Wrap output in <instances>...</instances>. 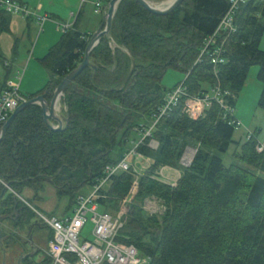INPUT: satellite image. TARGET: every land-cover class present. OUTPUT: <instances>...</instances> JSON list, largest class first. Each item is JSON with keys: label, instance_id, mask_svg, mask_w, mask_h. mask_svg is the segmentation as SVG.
<instances>
[{"label": "trees", "instance_id": "obj_1", "mask_svg": "<svg viewBox=\"0 0 264 264\" xmlns=\"http://www.w3.org/2000/svg\"><path fill=\"white\" fill-rule=\"evenodd\" d=\"M12 1L27 7L22 0ZM109 1L104 0L105 9ZM247 2L235 13L236 32L226 40L225 63L215 76L206 57L198 65L195 62L203 41L228 11L226 0H184L170 14L157 17L133 0H121L109 35L101 37L89 56L91 67L83 69L60 97L67 128L59 133L48 130L37 105L21 109L9 124L0 143V193L6 184L20 196L27 188L35 201L47 182L58 199L67 197L63 214H68L84 187L100 181L107 166L116 165L135 148L136 154L152 161L150 167L137 183L132 169L112 175L98 200L100 207L114 212L123 198L130 199L116 242L133 246L146 264H264V150L258 153L255 134L248 135L240 154L233 153L245 168H225L207 149L227 152L235 118L224 120L219 106L212 103L200 120H190L181 102L156 124L149 138L143 137L150 126L142 120L151 121L169 91L160 86L169 69L186 75L182 83L187 95H202L218 80L232 94L228 103L234 109L249 69L256 66L262 85L258 104L264 108V51H260L264 0ZM11 16L0 8V34L9 32ZM59 35L38 61L51 78L23 99L43 95L49 102L57 84L82 62L91 34L79 33L75 20ZM3 59L0 54L5 70L0 94L11 71ZM132 134L140 140L128 148ZM151 140L155 150L147 147ZM188 147L197 150L189 168H179L174 187L162 184L156 169L175 168ZM147 198L161 202V215L142 210ZM7 205L0 201V207ZM51 236L49 231L48 241ZM49 263L46 257L39 264Z\"/></svg>", "mask_w": 264, "mask_h": 264}, {"label": "built area", "instance_id": "obj_2", "mask_svg": "<svg viewBox=\"0 0 264 264\" xmlns=\"http://www.w3.org/2000/svg\"><path fill=\"white\" fill-rule=\"evenodd\" d=\"M248 0H226L228 3V11L223 14L216 30L213 34L205 39L203 46L198 52V58L195 62L196 65L202 61L204 57L209 60L210 65L214 69V75L216 76V69L219 65L225 63L223 58V51L226 44L227 38L231 34H235V13L240 9L241 6L245 5ZM262 2L263 0H257ZM100 0H97L93 7L94 12L100 11ZM0 8L2 11L7 12L11 15H19L29 20L32 14L29 13L24 5L15 3L12 0H0ZM46 17H38L35 21L42 26ZM70 26L63 25L60 28V33L68 31ZM5 66H8L5 64ZM17 75V74H16ZM18 77V75H17ZM183 83L178 84L173 88L164 93L162 103L157 106L155 112L151 118V124L148 130L143 132V137H150V131L155 128L156 124L164 117H167L173 110L182 102V112L185 114L186 118L190 120H200L201 117L205 115L207 109L212 107V103L219 106L222 111L221 117L226 120V117L232 116L234 109L228 103L229 99H233L230 92L223 90L220 82L217 80L215 85L211 90L202 95H187L184 93ZM184 99V100H183ZM25 102L23 96L18 91L17 85L7 82L4 90L0 94V126L8 121L11 112L20 106L21 103ZM232 125L239 127V122L237 120H232ZM1 128V127H0ZM155 144V145H154ZM149 149L155 150L156 142L151 140L147 144ZM264 150V145L259 144L257 146L258 153ZM186 151H188L186 149ZM185 153L180 157L181 165L188 167L190 162L187 163L184 160ZM144 160L145 157L141 154H136L135 148L125 153L118 161V163L112 167L107 166L105 168V176L96 181L91 187L93 192L88 196V198L83 196L76 197L75 207L68 213L63 214V216H45L39 213L34 214L41 225L45 226L52 232L51 239L47 243V250L45 251L46 257L49 258V264H142L144 260L139 258L138 251L133 246H126L125 244L116 242V236L123 227L122 222L124 217L127 216L123 212L124 207L130 204V199L128 196L120 201V208L118 213L112 214L102 212L96 213L99 204L98 200L101 199L103 194L101 190L104 188L105 184L112 175L116 173L123 172L132 169L133 173L136 166L135 160ZM130 160H134L133 164ZM158 177H161L162 183L174 187L178 179L180 178V173L174 168L169 166H161L156 169ZM177 174V177L175 175ZM137 175V173H136ZM13 193V192H12ZM18 200H22V197L17 194H13ZM131 195V193H130ZM153 213V212H152ZM151 214V213H150ZM91 215L90 223L93 226L92 242L86 240L81 241L79 239L80 233L82 231L83 223H85L86 217ZM152 215V214H151Z\"/></svg>", "mask_w": 264, "mask_h": 264}, {"label": "rangeland", "instance_id": "obj_3", "mask_svg": "<svg viewBox=\"0 0 264 264\" xmlns=\"http://www.w3.org/2000/svg\"><path fill=\"white\" fill-rule=\"evenodd\" d=\"M27 1L28 4L26 9L29 13L32 14L31 19H29L30 20L29 23L22 16L12 15L9 23L10 24L9 32L0 34V54L4 58L3 59L4 63L10 66L11 68V71L8 74L9 77L7 81L11 82L14 85H17L18 87L20 83L19 80L17 79L16 73L18 75H22V78H24L25 75L26 77L23 81V84L20 87L21 88L20 91L22 93H25L24 90L25 87L27 86H30V88L33 89L35 88L41 89L42 86L44 87L45 83L49 81L50 74L47 73L45 69H43V67L40 65V63H37L34 59L37 58V55L40 53L41 50L40 48H42L44 44H51V45L55 44L60 36L59 35L60 33L55 32L56 30L54 29L53 26L47 28L48 24L46 23H45L46 25L43 24L42 29H40L38 23L35 22V20L38 17L41 18L45 17L44 13L45 12L48 13L49 12L48 10L51 9L52 12H55L63 20V22H66V20L68 19V15L66 14L70 10L68 7L72 4V0H27ZM89 1L90 0H85V3L81 5L84 13L83 16L81 17L82 25L80 27V31L84 29V26L90 25L92 29L89 28L88 30L89 32H91L90 34L92 35L94 33L93 19L99 18L101 20V16L92 13V8L88 3ZM73 2L74 3L72 7H74V5L76 4V0H73ZM166 2H169V0H148V3L150 4L152 3L151 5L156 7L157 6L163 7L165 6ZM93 9L95 10L94 7ZM73 12L76 14L77 8ZM34 45H35V50L33 49ZM260 51H264V34L263 37H261ZM28 60L31 61L29 67L27 64ZM258 70L259 69L256 66L251 67L249 69V73L245 78L246 81L244 83V86L242 89H240L239 94L234 99L233 102L234 112L232 117L235 118L240 125L238 128L234 129L235 132L231 140L232 142L230 143L231 145L229 146L227 152L220 153L217 151H212L207 149V151H209L212 157L215 156L221 159L222 164L225 166V168H227V166L230 165H237L239 168L240 167L245 168V164L239 161L236 157H234L233 153L237 152L238 154H240L241 146L244 144L245 140H247L248 135L252 136V134H255L256 137L255 141L261 144L262 146L264 145V108H262L258 104L261 94L260 90L262 89V85L260 81L256 78ZM4 72H5L4 68L0 66L1 81L4 78ZM185 77L186 75H184L183 73L169 69L167 70L163 78L160 80V86L162 89H165L166 91L171 89L173 90L175 86L183 82V79H185ZM78 90H81V88ZM21 92L20 94L22 95ZM108 104L116 105V103H111V102H109ZM61 108H62V103H61V99L59 98L58 107L56 105V109H54V111L57 113V116H59V114L62 113ZM142 121H145V123H147L148 126H150L151 124V121L147 120L146 117ZM130 139L132 142L130 145H128V148L131 147L132 144L134 143L137 144V142L140 140V137L138 135L132 134ZM190 148L193 150L195 149L193 147ZM112 155L113 157H116L117 152L114 151ZM137 161L139 160L137 159ZM137 161L135 160V162ZM148 166L150 167V163L145 164L143 162L138 163V165L135 166L134 171L137 173V177L135 181L140 175L143 174V172H145L146 169L149 168ZM175 168L174 170L179 171V173L181 174L179 168H186V167L184 165H181L179 161L178 165ZM155 174L157 175V173ZM175 177H177V174L175 175ZM158 179L162 182L161 177H158ZM92 192H93V188L91 186H87L84 187V189L80 192V195L88 198V196ZM21 197H22V201H29L30 203H32V206L36 213L45 216H50V214L55 216H63V213L67 209L69 203L67 197H62L61 199L60 198L58 199L55 190L52 189L50 184L48 185L47 182H45L41 187V191L38 193V196L35 201L33 200L34 199L33 191L27 188L23 189ZM129 207L130 205L126 206V208L124 207L123 212H125L126 215L128 214L127 211ZM119 209H121L120 202L118 203L117 209L114 212L112 211V208L106 209L101 206L98 207L96 213L101 214L102 212H106L114 216V214L118 213ZM142 210L149 215L151 213L152 214L151 216H153V214L161 215L164 211L161 202H159L155 198L145 199L143 202ZM90 217L91 215H88L86 217L85 223H83L84 227L82 228V231L79 236V239L81 241L86 240L88 242L89 241L92 242L94 240L91 236L93 226L90 223ZM125 217L123 222L125 221ZM42 259H43V255H40L37 259V264L39 262H42ZM141 263L146 264V262L143 261Z\"/></svg>", "mask_w": 264, "mask_h": 264}, {"label": "flooded vegetation", "instance_id": "obj_4", "mask_svg": "<svg viewBox=\"0 0 264 264\" xmlns=\"http://www.w3.org/2000/svg\"><path fill=\"white\" fill-rule=\"evenodd\" d=\"M6 204L0 207V264H37L40 255L43 261L49 229L38 221L31 203L11 197Z\"/></svg>", "mask_w": 264, "mask_h": 264}, {"label": "water", "instance_id": "obj_5", "mask_svg": "<svg viewBox=\"0 0 264 264\" xmlns=\"http://www.w3.org/2000/svg\"><path fill=\"white\" fill-rule=\"evenodd\" d=\"M120 1L121 0H110L109 1V3L106 6L107 11H106V15H104L103 17V22L100 24L97 30H95L94 33L89 37L86 43V46H85L86 50H85L84 56L82 57V62H80V64L75 69H73L70 72V74L66 75L61 80V82L57 84V87L55 88V90L52 93V96L50 97V101L47 102L46 100H44L43 95L36 96V97H33L32 99L30 98V99L25 100V102L21 103L19 107H17L15 110L11 112V115L8 118V121L3 123L0 126L1 127L0 128V143L3 141L2 138L3 136H5L9 128L8 127L9 124L13 121L17 113H19L21 109H24L27 106L37 105L41 108L40 110L43 116V124L45 125V127H47L48 130L59 133L67 128L68 120L63 115L61 118H58L57 113L54 111L55 104L56 102H58L61 95H63V91L65 90L67 85L73 82L76 79V77L80 74V72H82L83 69L87 67H91V64L89 63V60H90L89 56L91 52L93 51V49L96 47V44L99 43V40L101 39V37L103 36L107 37L109 35L108 32H109V29L111 28L112 17H114L116 5H118ZM133 1H135L136 4H138L139 6L143 7V9H145L148 13L157 17V16H165V15L170 14L177 7H179L180 3H182V1L184 0H169V2H166L165 6L163 7L153 6L150 3H148V1L146 0H133ZM132 66H133V62H132ZM49 121H56L57 126L53 127L52 125L49 124ZM188 149H191V148L188 147ZM191 150L194 152L193 155H195L196 150L195 149L194 150L191 149ZM192 159H191V162H192ZM189 166L186 168H189ZM9 187L10 185L8 184L2 187L1 193H0V201L7 200L9 198L8 194L9 195L13 194L9 190ZM11 197H14V199L16 198L14 195ZM3 220L4 219H0V222H2Z\"/></svg>", "mask_w": 264, "mask_h": 264}, {"label": "crops", "instance_id": "obj_6", "mask_svg": "<svg viewBox=\"0 0 264 264\" xmlns=\"http://www.w3.org/2000/svg\"><path fill=\"white\" fill-rule=\"evenodd\" d=\"M82 1H83V3H82ZM22 2L27 6V4H28V1L27 0H22ZM96 2V0H90L88 3L90 4V7L92 8V13H94L95 15H100L101 16V20L98 18H94L93 19V32L100 26V24L103 22V17H104V15H105V13H106V9L103 7L104 5H105V2H104V0H101V4H100V11L99 12H97V13H95L94 12V9H93V4ZM73 0H72V4L68 7L70 10H69V12L66 14V15H68V19L66 20V22H63V20L55 13V12H52V10L51 9H49L48 11V13L47 12H45L44 13V16L47 18L46 20H45V22H43V24H48L47 25V28H50V27H54V29L56 30L55 32L56 33H60V28H61V26H63V25H67V27L68 26H71V25H73L74 23H75V20H77L78 21V30H79V33H84V34H90L91 32H89V28H91L92 29V27L90 26V25H86V26H84V29L83 30H81L80 31V27H81V25H82V21H81V17L83 16V8L81 7V5H83L84 3H85V0H76V4L74 5V7H72V5H73ZM71 7V8H70ZM77 8V12H76V14L73 12V11H75V9ZM28 23H29V21L28 20H26ZM36 22V21H35ZM43 24H42V26L41 25H39L38 24V26H39V28L40 29H42V27H43ZM45 24V25H46ZM44 25V26H45ZM60 37V36H59ZM56 40V39H55ZM58 40H59V38H58ZM57 40V41H58ZM56 41V42H57ZM50 43V42H49ZM56 44V43H55ZM55 44H52V45H55ZM52 46L51 44H44L43 45V47L42 48H40L41 50H40V53L37 55V58H35L34 60L37 62V63H39L38 61L41 59V58H43L44 57V55L46 54V52H47V50L49 49V47L50 46ZM33 49L35 50V45H34V47H33ZM28 63V67L30 66V64H31V61L30 60H28L27 61ZM17 74V73H16ZM25 74V73H24ZM18 75V74H17ZM25 75H24V78H22V75H18V77H17V79L19 80V85H18V89H19V91H20V87H21V85L23 84V81H24V79H25ZM50 77V76H49ZM51 78V77H50ZM49 78V79H50ZM7 82H9V81H7ZM42 88H43V86H42ZM41 88V89H42ZM40 88H35V89H33V88H30V86H27V87H25V93H22L21 91V93H22V95H29V94H33V93H36V92H38V91H40L41 90ZM62 117V115H61V113L59 114V116H58V118H61ZM49 124L50 125H52L53 127H56L57 125H56V121H50L49 122ZM139 161H137V162H135V164L136 165H138V163H150V165L152 164V161L151 160H149L148 158H145L144 160H141V159H138ZM134 161V160H133ZM133 161L131 160V164H133ZM149 167V166H148Z\"/></svg>", "mask_w": 264, "mask_h": 264}, {"label": "bare ground", "instance_id": "obj_7", "mask_svg": "<svg viewBox=\"0 0 264 264\" xmlns=\"http://www.w3.org/2000/svg\"><path fill=\"white\" fill-rule=\"evenodd\" d=\"M152 4V3H151ZM166 4V3H165ZM56 105H57V107H58V102H56V104H55V109H56ZM194 154V152L193 151H191V150H188V152H186V155H184V160L187 162V163H189V161H191V157H192V155Z\"/></svg>", "mask_w": 264, "mask_h": 264}]
</instances>
